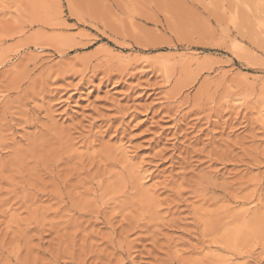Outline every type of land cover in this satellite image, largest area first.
I'll return each instance as SVG.
<instances>
[{"label":"rangeland","instance_id":"rangeland-1","mask_svg":"<svg viewBox=\"0 0 264 264\" xmlns=\"http://www.w3.org/2000/svg\"><path fill=\"white\" fill-rule=\"evenodd\" d=\"M0 264H264V0H0Z\"/></svg>","mask_w":264,"mask_h":264}]
</instances>
